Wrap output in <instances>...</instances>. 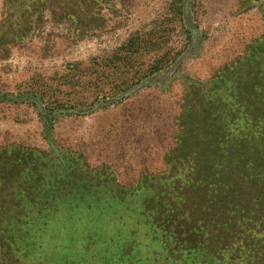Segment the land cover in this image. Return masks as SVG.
<instances>
[{
	"label": "rangeland",
	"instance_id": "374dc122",
	"mask_svg": "<svg viewBox=\"0 0 264 264\" xmlns=\"http://www.w3.org/2000/svg\"><path fill=\"white\" fill-rule=\"evenodd\" d=\"M263 45L264 0H0V150L61 178L19 264H179L159 201L209 206L177 183L181 117Z\"/></svg>",
	"mask_w": 264,
	"mask_h": 264
},
{
	"label": "trees",
	"instance_id": "16d2710c",
	"mask_svg": "<svg viewBox=\"0 0 264 264\" xmlns=\"http://www.w3.org/2000/svg\"><path fill=\"white\" fill-rule=\"evenodd\" d=\"M255 50L215 79L213 90L197 87L199 107L181 117L174 152L188 171L177 183L184 194L203 192L210 207L193 204L195 211L177 215V196L159 201L165 209L154 225L179 264H263L264 218L257 210L264 211V45ZM8 150H0V264H19L28 230L61 178L47 154Z\"/></svg>",
	"mask_w": 264,
	"mask_h": 264
}]
</instances>
